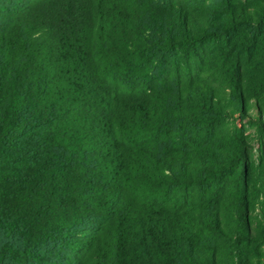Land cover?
<instances>
[{"label":"trees","instance_id":"1","mask_svg":"<svg viewBox=\"0 0 264 264\" xmlns=\"http://www.w3.org/2000/svg\"><path fill=\"white\" fill-rule=\"evenodd\" d=\"M0 264H264V0H0Z\"/></svg>","mask_w":264,"mask_h":264}]
</instances>
